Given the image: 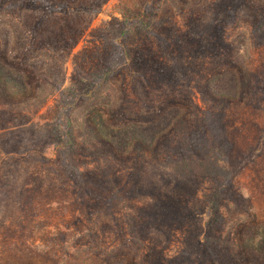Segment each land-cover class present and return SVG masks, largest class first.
<instances>
[{
    "label": "rangeland",
    "instance_id": "rangeland-1",
    "mask_svg": "<svg viewBox=\"0 0 264 264\" xmlns=\"http://www.w3.org/2000/svg\"><path fill=\"white\" fill-rule=\"evenodd\" d=\"M0 264H264V0H0Z\"/></svg>",
    "mask_w": 264,
    "mask_h": 264
},
{
    "label": "trees",
    "instance_id": "trees-1",
    "mask_svg": "<svg viewBox=\"0 0 264 264\" xmlns=\"http://www.w3.org/2000/svg\"><path fill=\"white\" fill-rule=\"evenodd\" d=\"M79 93L78 94H86V92L84 91V89L83 88H81V89H79V91H78ZM66 106H68V105H66ZM64 108V107H63Z\"/></svg>",
    "mask_w": 264,
    "mask_h": 264
}]
</instances>
